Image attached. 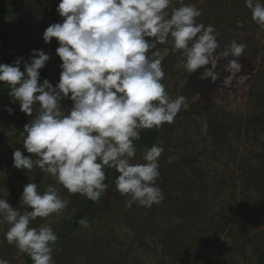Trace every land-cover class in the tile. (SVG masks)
<instances>
[{
    "label": "rangeland",
    "instance_id": "obj_1",
    "mask_svg": "<svg viewBox=\"0 0 264 264\" xmlns=\"http://www.w3.org/2000/svg\"><path fill=\"white\" fill-rule=\"evenodd\" d=\"M59 0H6L0 16V53L9 64L29 61L33 49L50 56L40 70V83L59 82L62 61L53 38L45 43L43 32L63 18L56 11ZM201 11L197 23L212 25L222 51L235 39L246 45L241 71L224 70L226 61L189 74L180 52L171 43L150 49V59L160 58L162 83L171 98L183 95L186 104L172 123L158 130L155 144L163 147L156 181L164 195L151 208L133 203L115 187L117 173L108 172V185L98 204L83 219L88 226L71 230L73 215L90 200L70 194L38 167L31 171L13 167V152L23 146L24 125L35 118L20 111L9 89L0 93V199L21 212L20 201L28 183L43 192L56 187L67 207L59 214L37 218L30 226H51L58 236L53 264H264V31L253 23L244 0H184ZM172 0L166 10L180 7ZM158 52V56H153ZM218 78L213 82L209 72ZM63 110L73 102L65 99ZM11 108L10 114L7 109ZM261 118H257L260 117ZM264 126V125H263ZM264 128V127H263ZM146 131V130H143ZM142 131V132H143ZM148 147H137L132 163H143ZM258 170L257 173H251ZM9 225L0 224V258L8 264H28L26 253L6 241ZM33 264V263H32Z\"/></svg>",
    "mask_w": 264,
    "mask_h": 264
},
{
    "label": "clouds",
    "instance_id": "obj_2",
    "mask_svg": "<svg viewBox=\"0 0 264 264\" xmlns=\"http://www.w3.org/2000/svg\"><path fill=\"white\" fill-rule=\"evenodd\" d=\"M180 7L166 11L172 0H59L61 23L49 25L42 34L45 43L59 44L62 61L59 82L40 83V70L50 60L42 50L33 49L29 61L17 58L13 64L0 63V83L7 86L20 111L36 116L24 125L23 146L13 152V167L28 172L38 167L52 176L70 194L99 200L105 193L104 169H114L115 187L133 203L151 208L163 201L156 186L160 176L159 158L164 149L153 144L145 149L143 163H132L137 154L135 141L143 130L159 129L186 104L183 95L171 98L162 83L165 72L160 58L150 59V49L171 43L182 54L183 68L192 74L202 67L212 69L221 61L226 72L235 74L242 65L246 45L235 39L222 51L212 25L197 23L201 11L179 0ZM251 19L264 31V0H244ZM154 52L153 56H158ZM214 82L218 75L209 72ZM73 104L67 113L62 101ZM7 111L11 114L12 109ZM20 201L26 209L13 208L0 199V224L9 225L6 241L26 253L33 264H53L58 236L48 225L31 227L37 218L59 214L67 207L56 187L43 192L38 184L24 186ZM80 224L88 226L81 220ZM0 264L8 261L0 258Z\"/></svg>",
    "mask_w": 264,
    "mask_h": 264
},
{
    "label": "trees",
    "instance_id": "obj_3",
    "mask_svg": "<svg viewBox=\"0 0 264 264\" xmlns=\"http://www.w3.org/2000/svg\"><path fill=\"white\" fill-rule=\"evenodd\" d=\"M5 12H6V0H0V16L2 14H4ZM1 29H2V25L0 23V30ZM0 35H2V34L0 33ZM0 63L9 64L8 59L1 53H0ZM3 85L4 84L0 83V93L5 91ZM257 118H261V116L257 117ZM258 124H260L262 126L261 130L263 131L264 130V128H263L264 123H258ZM158 134H159L158 130H156V129H150V130H146V131L141 132L140 139L135 141L136 148L137 147H148V148H150L153 144L156 143V141L158 139ZM104 171L106 174L105 184L108 185V172L110 171V169L105 168ZM257 171L258 170H255L251 173H257ZM100 199L96 200V201L90 200L81 210H78L73 215V218L71 219V222H70L71 230H75L80 226V221L83 220L90 213L91 209L96 204L99 203ZM27 263L28 264L33 263L30 257L27 258Z\"/></svg>",
    "mask_w": 264,
    "mask_h": 264
}]
</instances>
